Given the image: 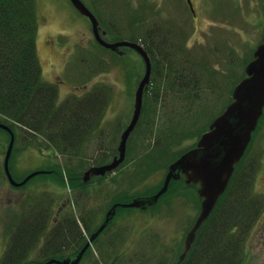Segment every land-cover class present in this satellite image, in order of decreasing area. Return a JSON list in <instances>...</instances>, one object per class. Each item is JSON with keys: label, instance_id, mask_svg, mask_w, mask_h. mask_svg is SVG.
<instances>
[{"label": "rangeland", "instance_id": "obj_1", "mask_svg": "<svg viewBox=\"0 0 264 264\" xmlns=\"http://www.w3.org/2000/svg\"><path fill=\"white\" fill-rule=\"evenodd\" d=\"M193 1L197 19L192 15L195 10L189 12L186 4L177 0L168 4L166 0H126L127 10L112 5L115 14L111 9L102 13L114 19L113 31L117 33L111 34L110 41L151 44L155 31L162 48L159 51L154 46L151 56L140 45L151 59L152 78L136 132L127 144L126 160L105 177L94 176L85 183L88 170L111 164L119 155L146 64L132 48L124 57L113 54L120 48L107 53L94 46L93 54L87 53L92 46L90 25L70 1L36 0L37 53L43 73L47 78L62 70L70 75L68 83L57 90V107L70 97H81L78 91L83 89L87 91L82 97L105 98L111 91L110 98L118 101L102 110L99 124L85 130L78 150L68 155L43 135L25 134L21 126L0 113V123L15 135L10 159L13 178L20 183L35 172H44L22 187L13 186L4 171L11 136L0 128V264L10 247L8 229L30 202L49 209L47 230H58L56 221L68 218L77 221L82 230L97 233L116 207L104 229L107 236L97 241L91 258L81 264L177 263L200 214L197 188L187 187L184 179L173 180L178 183L171 184L156 206L143 210L116 204H128L162 188L169 167L197 147L202 135L232 103L234 89L246 77L245 69L264 37V0ZM83 85L87 88L80 89ZM260 152L255 149L250 153L249 145L238 171L243 173L249 167L255 192L263 200L264 182L257 168ZM253 155L256 167L250 165ZM258 223L247 242L244 264H264V218ZM42 251L34 247L27 257L42 261ZM72 253L79 252L65 251L66 255Z\"/></svg>", "mask_w": 264, "mask_h": 264}, {"label": "trees", "instance_id": "obj_2", "mask_svg": "<svg viewBox=\"0 0 264 264\" xmlns=\"http://www.w3.org/2000/svg\"><path fill=\"white\" fill-rule=\"evenodd\" d=\"M38 30L36 0H0V113L21 126L25 134L43 135L61 152L72 154L84 140L93 110L88 106L77 113L72 103L57 107V89L43 80L37 53ZM145 43L152 56V42ZM158 45L161 51L162 43ZM239 165L182 264H244L247 242L262 216L263 200L255 192L249 167L241 173ZM23 208L13 222L14 228L8 230L24 231L16 234L4 264H21L35 245L36 230H47L49 209L31 202ZM66 230L82 229L74 221Z\"/></svg>", "mask_w": 264, "mask_h": 264}, {"label": "water", "instance_id": "obj_3", "mask_svg": "<svg viewBox=\"0 0 264 264\" xmlns=\"http://www.w3.org/2000/svg\"><path fill=\"white\" fill-rule=\"evenodd\" d=\"M81 14L91 19L97 41L104 47L117 51L121 47H129L137 51L146 64V72L135 97V110L133 119L121 137L118 148L119 155L111 164L97 166L88 170L83 178L87 183L94 176L105 177L108 173L115 171L125 160L127 155V144L131 134L140 120L144 94L148 89L152 76V64L148 53L143 47L135 43L122 41L110 44L102 39L99 34V24L92 12L81 0H70ZM193 10L191 0H188ZM246 77L235 87L233 101L225 112L218 117L210 126L208 132L202 135L197 147L184 154L180 159L169 167L162 188L154 195L145 198H136L123 207L148 209L156 206L160 199L168 192L173 180L184 179L187 186H197L198 195L201 199L200 214L187 234L185 250L179 257L177 264H182L191 251L198 232L204 223L210 218L218 205L220 198L229 187L236 170V166L244 157L253 133L256 131L259 121L264 114V37L263 43L254 53V59L245 69ZM0 128L7 131L10 136V145L6 154L4 171L8 181L15 187L24 186L34 176L44 173L35 172L24 181L18 183L14 180L10 171V159L15 145V135L12 129L0 123ZM116 207L108 213L106 222L101 226L95 237L106 228L110 217L115 214ZM94 238H92V241ZM88 244L76 258L64 261L51 260L48 264H79Z\"/></svg>", "mask_w": 264, "mask_h": 264}, {"label": "flooded vegetation", "instance_id": "obj_4", "mask_svg": "<svg viewBox=\"0 0 264 264\" xmlns=\"http://www.w3.org/2000/svg\"><path fill=\"white\" fill-rule=\"evenodd\" d=\"M70 1V0H69ZM85 6L96 16V18L99 21V33L102 37V39L104 41H106L107 43L110 44H114V43H118V42H122V39H118L115 41H110L109 37L111 36V34L114 32L113 31V20L107 16L104 15L102 13H105V11H109V9H111L112 13L115 14V12L117 11V9H115L114 7L117 6L119 10H127L126 9V0H86V2L84 0H81ZM172 0H166V3H170ZM177 1H182L186 4L187 9H189V12L192 13V10L190 8V5L188 4L187 0H177ZM192 1L193 4V8H194V13H192L193 15V19L198 16H196L197 11L195 9V4L194 1ZM70 3L72 4V2L70 1ZM114 5V7L112 6ZM74 10L81 15L90 25V40L92 43V46L90 45V49L87 48V53L89 54H93L92 49H94V46H96L97 48L107 52V53H112L113 51L110 49L105 48L104 46H102L96 39V35L94 32V27L92 25V22L90 20L89 17L84 16L83 14L80 13L79 10L76 9V7L72 4ZM92 7H96L97 9H99L100 14L95 12ZM96 9V10H97ZM77 14V15H78ZM115 18V17H112ZM117 33L114 32V34ZM157 34L155 33V31H153V35H152V44L153 47L156 46L157 48L159 47L158 43H157V38H156ZM140 41V40H139ZM154 41H156V43H154ZM143 47H145V49L148 51L147 49V45L145 42H143L141 40V44ZM81 47L84 48L83 43L81 42ZM130 48H126V47H121L117 52H113V54H118L120 57H124L127 53V51H130ZM157 50V49H156ZM133 51V50H131ZM64 70H62L61 73H56V72H51L50 73V78H47L46 75L43 73L45 79L44 81L47 82L49 85L56 87V89L58 90L59 88H61L63 85H66L68 83V78H70V75L63 72ZM152 78V77H151ZM134 80V79H133ZM137 81V80H136ZM136 83V82H135ZM132 84V83H131ZM87 88V86L83 85V86H79L80 89L83 88ZM134 87H136V84L134 85ZM111 89V87H110ZM109 89V90H110ZM75 90H78L75 88ZM85 89H83V91L79 90L78 92H81V97L84 96ZM112 90V89H111ZM136 90V88H135ZM87 91V90H85ZM148 90L145 92L146 94L148 93ZM84 92V93H83ZM77 93V92H74ZM83 93V94H82ZM136 93V92H135ZM78 94V93H77ZM110 95H111V91H110ZM109 97H105L102 98L101 95L99 96H94V97H76V98H68L67 100H62L63 102L60 103L62 105L66 104V103H72L73 104V111L74 112H82L87 110L88 106H91V110L92 111V116L89 117V122L87 124V128L89 129L90 126H94L96 123L97 125L99 124V119L102 113V110L105 109L106 107H109L112 105L113 102H116L118 100H112ZM104 97V96H103ZM124 128L126 129V126H124ZM137 128V127H136ZM89 132V131H88ZM87 132V134H88ZM136 132V129L133 131V133L131 134V136ZM90 133V132H89ZM86 137V133L83 134ZM130 136V138H131ZM250 153H252L253 150L257 149V150H261L260 152V158H259V166L257 168L261 169V173H262V180L264 182V114L262 116V118L259 121L258 127L256 129V131L253 133L252 136V140L250 142ZM249 148V147H248ZM248 150V149H247ZM247 152V151H246ZM244 158V157H243ZM243 160V159H242ZM242 162V161H241ZM240 162V163H241ZM239 163V164H240ZM250 165H253V167H256V162H255V155L252 156V158L250 159ZM95 178V177H94ZM93 180V179H92ZM264 200V199H263ZM118 205V207L120 208L121 205ZM264 205V202H263ZM64 208V207H63ZM117 208V209H119ZM63 212V209L61 208V210L59 211V214L61 215ZM261 218H264V208L262 211V216ZM74 222V220H70L68 218H62V220H57L56 224L57 226H59L58 230H36V237L34 239L35 245H32L30 247V251L36 247V249L40 248L43 251L42 254V261L40 260H36V258L33 257V259H30V256L27 257L25 260H23L22 262L26 261L27 259H30L28 262H24V264H48L51 260H57V261H64L66 259H73L76 258L79 253L84 250L86 248V246L88 244H90V246L86 249L81 261L79 264H81L86 258H91V249L94 248L97 244H98V240L102 237L105 238L107 236V230L102 231L98 236L95 237V235L97 234V230L95 231H90V230H66V228L69 227V224H72ZM259 224V223H258ZM257 224V226H258ZM264 229V227H263ZM24 230H9L10 233V246L12 245V243H14L15 239H16V234L22 232ZM92 238H94V240L92 241ZM111 237L109 236L108 239H110ZM115 235H113V237L111 239L115 240ZM120 245V244H119ZM79 252V253H72L70 255H66L65 251H73V252Z\"/></svg>", "mask_w": 264, "mask_h": 264}, {"label": "bare ground", "instance_id": "obj_5", "mask_svg": "<svg viewBox=\"0 0 264 264\" xmlns=\"http://www.w3.org/2000/svg\"><path fill=\"white\" fill-rule=\"evenodd\" d=\"M188 1V0H187ZM192 2V1H191ZM189 4V3H188ZM190 5V4H189ZM191 8V7H190ZM192 10V9H191ZM194 10V9H193ZM93 14V13H92ZM94 15V14H93ZM94 17L96 18V16L94 15ZM97 19V18H96ZM91 20V19H90ZM97 21H98V19H97ZM92 22V21H91ZM98 24H99V21H98ZM119 43V42H118ZM103 46V45H102ZM106 48V47H105ZM127 48H129V47H127ZM108 49V48H107ZM131 49V48H130ZM111 50V49H110ZM134 51H136V50H134ZM137 52V51H136Z\"/></svg>", "mask_w": 264, "mask_h": 264}]
</instances>
